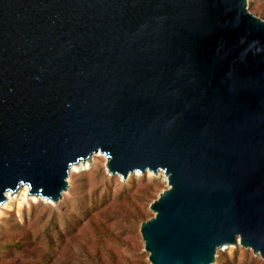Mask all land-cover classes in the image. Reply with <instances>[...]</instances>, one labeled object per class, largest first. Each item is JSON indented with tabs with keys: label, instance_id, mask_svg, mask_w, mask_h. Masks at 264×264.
Listing matches in <instances>:
<instances>
[{
	"label": "water",
	"instance_id": "95a60500",
	"mask_svg": "<svg viewBox=\"0 0 264 264\" xmlns=\"http://www.w3.org/2000/svg\"><path fill=\"white\" fill-rule=\"evenodd\" d=\"M163 172L150 264L264 262V21L247 0H0V205L70 167Z\"/></svg>",
	"mask_w": 264,
	"mask_h": 264
},
{
	"label": "rangeland",
	"instance_id": "374dc122",
	"mask_svg": "<svg viewBox=\"0 0 264 264\" xmlns=\"http://www.w3.org/2000/svg\"><path fill=\"white\" fill-rule=\"evenodd\" d=\"M247 8L264 21V0H247ZM98 155L88 170L68 175L67 190L57 204L25 195L24 189L13 193L0 209L1 243L26 233L25 224L34 237L51 221L47 232L53 235L55 228L61 232L52 264H150L139 226L153 217L149 206L167 189L164 174L134 173L123 180L109 175L104 156ZM49 248L42 245L41 253ZM213 264L264 262L237 244L218 250Z\"/></svg>",
	"mask_w": 264,
	"mask_h": 264
},
{
	"label": "trees",
	"instance_id": "16d2710c",
	"mask_svg": "<svg viewBox=\"0 0 264 264\" xmlns=\"http://www.w3.org/2000/svg\"><path fill=\"white\" fill-rule=\"evenodd\" d=\"M51 223L49 221L46 228L37 232L34 237H32L30 227L28 228V225L25 224L22 228L26 233L20 235L18 239L1 243L3 240L0 238V264H52L57 255L55 246L61 243V232L55 228V233L49 234L47 227H52ZM45 244L50 246V250L41 253L42 245ZM34 246L35 249L29 251L30 247ZM36 253L39 254L36 255Z\"/></svg>",
	"mask_w": 264,
	"mask_h": 264
},
{
	"label": "bare ground",
	"instance_id": "6f19581e",
	"mask_svg": "<svg viewBox=\"0 0 264 264\" xmlns=\"http://www.w3.org/2000/svg\"><path fill=\"white\" fill-rule=\"evenodd\" d=\"M98 154V153H97ZM97 154H94V155H92L91 157H89L88 159H86V160H84V161H79V162H77V163H75V164H73L71 167H70V169H69V174H79V173H81V172H83V171H85V170H88L90 167H91V165H92V163H93V161H94V159H95V155H97ZM99 155H101V154H99ZM98 155V156H99ZM22 189H24L25 190V195H28V190H27V188L26 187H20L18 190H22ZM17 190V191H18ZM16 191V192H17ZM12 195H13V193H6V200H5V202H7L8 200H11V197H12ZM31 197H35V196H31ZM5 202L3 203V204H1L0 205V209L3 207V206H5Z\"/></svg>",
	"mask_w": 264,
	"mask_h": 264
}]
</instances>
